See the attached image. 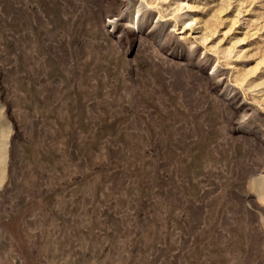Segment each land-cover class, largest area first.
Here are the masks:
<instances>
[{
	"label": "rangeland",
	"instance_id": "rangeland-1",
	"mask_svg": "<svg viewBox=\"0 0 264 264\" xmlns=\"http://www.w3.org/2000/svg\"><path fill=\"white\" fill-rule=\"evenodd\" d=\"M0 264H264V0H0Z\"/></svg>",
	"mask_w": 264,
	"mask_h": 264
}]
</instances>
